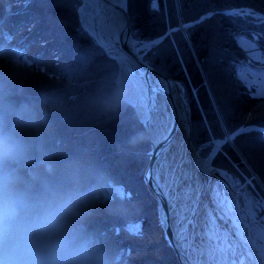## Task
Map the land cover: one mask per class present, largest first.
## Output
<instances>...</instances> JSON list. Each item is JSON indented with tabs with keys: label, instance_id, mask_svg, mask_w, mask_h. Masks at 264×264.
Here are the masks:
<instances>
[{
	"label": "trees",
	"instance_id": "obj_1",
	"mask_svg": "<svg viewBox=\"0 0 264 264\" xmlns=\"http://www.w3.org/2000/svg\"><path fill=\"white\" fill-rule=\"evenodd\" d=\"M80 2L0 0V72L16 59L24 70V92L47 102L58 134L90 148L107 172L112 186L105 199L123 200L128 211L114 217L101 208L94 223L111 237L120 264H180L143 178L149 139L131 150L126 146L127 138L145 127L132 107L107 116L87 104L116 63L84 29ZM243 7L264 14V0H127L130 31L138 42L166 32L143 57L181 82L194 147L204 156L214 139L226 138L211 164L225 170L262 214L264 130L226 136L246 124L264 126V93L243 75L264 71V17L220 11ZM201 14L206 15L198 20Z\"/></svg>",
	"mask_w": 264,
	"mask_h": 264
},
{
	"label": "clouds",
	"instance_id": "obj_2",
	"mask_svg": "<svg viewBox=\"0 0 264 264\" xmlns=\"http://www.w3.org/2000/svg\"><path fill=\"white\" fill-rule=\"evenodd\" d=\"M23 79L20 65L0 72V264H120L94 218L101 208L122 217L127 204L105 199L112 186L107 172L90 148L58 134L47 102L28 96ZM106 80L88 106L107 116L132 107L139 116L138 76L118 68ZM150 138L136 131L126 146Z\"/></svg>",
	"mask_w": 264,
	"mask_h": 264
},
{
	"label": "water",
	"instance_id": "obj_3",
	"mask_svg": "<svg viewBox=\"0 0 264 264\" xmlns=\"http://www.w3.org/2000/svg\"><path fill=\"white\" fill-rule=\"evenodd\" d=\"M91 1L82 0L78 7L79 18L84 28L113 56L117 69L123 68L128 73L138 76L142 86V105L139 109L140 115L137 116L146 132L150 133L151 136L149 139L151 154L144 171V179L149 191L157 200L159 218L170 238L180 264H201V253L196 249L199 240L195 232L200 214L197 213L198 207L196 204L194 203L191 206L192 201H189V198L183 195L186 186H183L185 184L181 179L182 171H185L187 166L193 165L196 167L198 165L199 170H202V167L199 166L201 164H196L199 163L201 157L191 141L190 107L183 96L181 84L178 80L158 71L142 58V54L137 53L134 46L136 39L132 37L129 29L127 0H102L106 14L105 16L99 15V21H104L102 26H99L97 16L91 11ZM160 38L161 36L157 40ZM169 82L175 84L176 95H178V99L185 109L184 123L179 129L181 135L180 156L178 161L174 163L171 161L169 163L166 158L168 150L162 151L168 137L171 138L172 135H167L159 116L160 109L163 108L168 97L167 87L164 85H168ZM134 110L137 114V110ZM252 127L250 125L240 127L230 133L229 137ZM222 142L223 140H220L206 156L207 163L214 150ZM173 153L174 150L172 149ZM174 165L177 166L178 176L174 174ZM207 168L213 175L222 177L219 169L210 164ZM173 174L175 177H173ZM236 194L243 206L239 193L236 192ZM228 231L236 242L238 234L235 229L229 227ZM193 249H195L194 252ZM250 250L253 251V249ZM242 252L246 257L250 255L243 249ZM255 258L259 263L261 262L256 253Z\"/></svg>",
	"mask_w": 264,
	"mask_h": 264
},
{
	"label": "bare ground",
	"instance_id": "obj_4",
	"mask_svg": "<svg viewBox=\"0 0 264 264\" xmlns=\"http://www.w3.org/2000/svg\"><path fill=\"white\" fill-rule=\"evenodd\" d=\"M91 2V11L97 16L99 26H102L104 21H99V15H106L104 4L102 0ZM167 84L164 86L167 87L168 97L163 108L160 109L159 116L167 135L172 136L168 137L162 151L168 150L166 158L169 163L170 161L174 163L180 156L179 129L184 123L185 109L176 95L175 84L171 82ZM199 159V163L196 164H201L199 166L202 170H199L198 165L187 166L185 171H182L181 179L185 184L183 186H186L183 195L192 201L191 206L196 204L197 213L200 214L195 232L199 240L196 249L201 253V264H258L256 259L250 255L246 257L242 252V249L251 251L249 243L252 230L249 220L241 212L237 195L227 185L223 174L222 177L215 176L209 171L207 158ZM173 167L174 174L178 176L177 166ZM229 227L235 229L238 234L236 242L229 234Z\"/></svg>",
	"mask_w": 264,
	"mask_h": 264
},
{
	"label": "rangeland",
	"instance_id": "obj_5",
	"mask_svg": "<svg viewBox=\"0 0 264 264\" xmlns=\"http://www.w3.org/2000/svg\"><path fill=\"white\" fill-rule=\"evenodd\" d=\"M154 4V3H153ZM155 6V5H154ZM259 15V14H257ZM186 24L185 22L182 23V26ZM172 28H169L171 30ZM166 33V32H165ZM161 34L159 36H156L152 39H146L142 40L140 43H138L137 47H146L148 46L153 47L156 46V44L161 40L162 36L165 34ZM160 39L157 40V38ZM255 55L258 57L260 56L259 52L256 50ZM11 61L13 64L17 65V60L14 58H11ZM243 75L249 81V84L255 85V90L260 93H264V71H257V70H252L250 72H245L243 71ZM136 113V112H135ZM245 203V212L248 215L249 222H250V228L252 230L251 234V245L252 247L254 246L262 259V262L264 264V213L261 214V212H258L257 210L259 209V204H253V200L251 199H244Z\"/></svg>",
	"mask_w": 264,
	"mask_h": 264
}]
</instances>
